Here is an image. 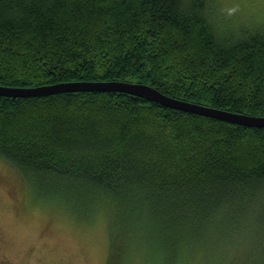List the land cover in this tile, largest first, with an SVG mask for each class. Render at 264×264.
Masks as SVG:
<instances>
[{"label": "trees", "instance_id": "trees-1", "mask_svg": "<svg viewBox=\"0 0 264 264\" xmlns=\"http://www.w3.org/2000/svg\"><path fill=\"white\" fill-rule=\"evenodd\" d=\"M213 2L0 0V85L140 82L264 117V28ZM0 158L43 201L109 206L120 256L142 241L147 264H264V126L118 91L0 95Z\"/></svg>", "mask_w": 264, "mask_h": 264}, {"label": "rangeland", "instance_id": "rangeland-1", "mask_svg": "<svg viewBox=\"0 0 264 264\" xmlns=\"http://www.w3.org/2000/svg\"><path fill=\"white\" fill-rule=\"evenodd\" d=\"M213 6L235 29L264 28V0H214ZM71 199L37 198L15 167L0 158V264H147L142 241L122 256L111 251L109 206L94 200L77 207ZM202 251L189 250L184 259L177 257L179 264H227ZM129 252L135 253L126 259Z\"/></svg>", "mask_w": 264, "mask_h": 264}, {"label": "water", "instance_id": "water-1", "mask_svg": "<svg viewBox=\"0 0 264 264\" xmlns=\"http://www.w3.org/2000/svg\"><path fill=\"white\" fill-rule=\"evenodd\" d=\"M76 91H118L145 97L170 108L227 120L244 126H264V117L238 114L171 97L146 83L129 81L63 82L48 86L14 88L0 85V95L9 97L46 96Z\"/></svg>", "mask_w": 264, "mask_h": 264}]
</instances>
